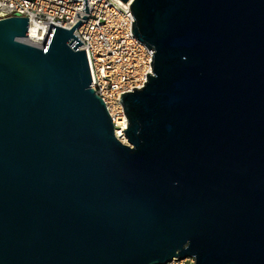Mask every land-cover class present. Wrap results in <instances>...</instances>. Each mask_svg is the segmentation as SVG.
Returning <instances> with one entry per match:
<instances>
[{
	"label": "water",
	"instance_id": "1",
	"mask_svg": "<svg viewBox=\"0 0 264 264\" xmlns=\"http://www.w3.org/2000/svg\"><path fill=\"white\" fill-rule=\"evenodd\" d=\"M124 1L155 49L128 143L81 20L0 18V264H264V0Z\"/></svg>",
	"mask_w": 264,
	"mask_h": 264
},
{
	"label": "built area",
	"instance_id": "2",
	"mask_svg": "<svg viewBox=\"0 0 264 264\" xmlns=\"http://www.w3.org/2000/svg\"><path fill=\"white\" fill-rule=\"evenodd\" d=\"M0 0V18L22 15L29 18L30 30L35 27L38 47H44L53 26L72 28L84 43L95 92L104 100L115 125L127 117L120 101L121 93L141 88L147 73H153L152 52L132 32L134 17L131 1L87 0ZM28 34V35H29ZM128 121V120H127ZM178 259V258H176ZM165 264H196L194 257H185Z\"/></svg>",
	"mask_w": 264,
	"mask_h": 264
},
{
	"label": "bare ground",
	"instance_id": "3",
	"mask_svg": "<svg viewBox=\"0 0 264 264\" xmlns=\"http://www.w3.org/2000/svg\"><path fill=\"white\" fill-rule=\"evenodd\" d=\"M38 38L39 37H38V34L36 32V29H35V27L32 26V28L30 30V34L25 38H21V40L24 42H27L29 44L39 46V43L37 41ZM127 123H128L127 117H124L122 119H118V121H117L116 134L123 142H128L126 134L123 131L127 128Z\"/></svg>",
	"mask_w": 264,
	"mask_h": 264
},
{
	"label": "rangeland",
	"instance_id": "4",
	"mask_svg": "<svg viewBox=\"0 0 264 264\" xmlns=\"http://www.w3.org/2000/svg\"><path fill=\"white\" fill-rule=\"evenodd\" d=\"M126 143H128V142H126Z\"/></svg>",
	"mask_w": 264,
	"mask_h": 264
}]
</instances>
